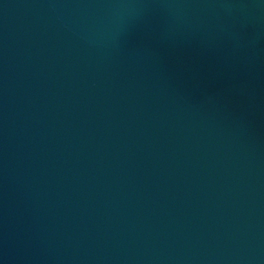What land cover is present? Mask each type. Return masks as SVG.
Instances as JSON below:
<instances>
[{"label": "water", "instance_id": "1", "mask_svg": "<svg viewBox=\"0 0 264 264\" xmlns=\"http://www.w3.org/2000/svg\"><path fill=\"white\" fill-rule=\"evenodd\" d=\"M0 264H264V0H0Z\"/></svg>", "mask_w": 264, "mask_h": 264}]
</instances>
